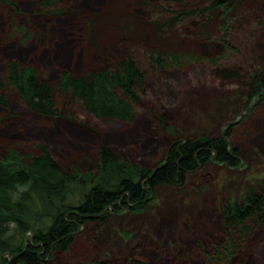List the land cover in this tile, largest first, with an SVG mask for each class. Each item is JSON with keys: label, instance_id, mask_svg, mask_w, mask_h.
I'll list each match as a JSON object with an SVG mask.
<instances>
[{"label": "trees", "instance_id": "trees-1", "mask_svg": "<svg viewBox=\"0 0 264 264\" xmlns=\"http://www.w3.org/2000/svg\"><path fill=\"white\" fill-rule=\"evenodd\" d=\"M170 3L0 0V122L6 123L0 128V264H47L69 252L85 224L103 226L106 208L122 202L142 209L158 186L183 182L213 158L237 166L239 155L225 147L228 126L224 137L175 141L163 163L150 169L121 159L103 141V132L143 117L168 128L169 108L191 85L248 88L249 99L264 93V37L256 41L263 47L257 63L229 40L242 29L248 40L257 30L264 36L263 10L250 0H203L205 8L180 13ZM7 11L14 14L10 22L2 16ZM76 20L86 30L80 38ZM30 31L40 38L32 33L36 42L24 51ZM14 36L24 44L18 56H1ZM83 38L86 47L79 45ZM19 111L89 128L97 139L93 161L68 164L53 136L25 138L22 122L8 123ZM247 194L242 204L222 210L226 234L187 264H250L248 239L264 221V185Z\"/></svg>", "mask_w": 264, "mask_h": 264}, {"label": "rangeland", "instance_id": "rangeland-1", "mask_svg": "<svg viewBox=\"0 0 264 264\" xmlns=\"http://www.w3.org/2000/svg\"><path fill=\"white\" fill-rule=\"evenodd\" d=\"M169 1V6L180 13L189 8L203 9L208 5L203 0ZM250 2L264 11V0ZM125 10L129 12L127 7ZM13 15L7 11L2 16L3 19H13ZM20 16L19 24H24L26 21ZM246 16L251 17L252 14L247 13ZM76 22L78 29L75 32L80 38L86 30L83 29L84 22ZM257 31L252 40L246 39L244 29L234 30L229 39L234 47L239 48L242 57L254 63L263 55V47L256 41L264 36ZM29 33L27 41L32 43L26 46L14 36L3 44L10 50L1 56L17 57L22 45L26 51L37 37L40 38L36 31ZM32 33L36 35L34 41ZM83 41L79 45L86 47L88 42L84 38ZM242 57L238 59L239 63H243ZM259 78L264 80V72ZM248 93V88L226 87L224 84L191 85L169 108L168 128L162 129L151 119L143 117L124 129L103 132L104 143L121 159L150 169L163 163L165 151L175 141L224 137L223 131L227 130L225 124L231 123L225 147L235 150L239 162L233 170H229L214 164L213 158L203 170L187 175L183 182L176 181L170 187L158 186L142 209H134V206L122 202L117 203L119 209L106 208L108 218L103 226L85 224L69 252L55 254L47 264H73L72 260L92 264L90 261L94 259L105 262L103 264H129V260L134 264L195 263L194 260L200 256L199 251H206L203 247L217 243L216 237L226 234L222 210L242 204L247 193H258L264 185V93L250 99ZM14 120L22 122L29 130L24 136L31 141L37 136L42 137V134L59 140L58 143L63 144L68 152V164L75 162L82 166L93 161L97 139L89 128L70 122L40 119L20 111L15 112L8 123H15ZM3 127L6 123L0 122V128ZM119 135L120 138L116 137ZM251 236L248 239L252 254L250 264H264V221L257 224ZM29 239L30 234H26L25 241ZM7 259L11 260L10 257Z\"/></svg>", "mask_w": 264, "mask_h": 264}, {"label": "water", "instance_id": "water-1", "mask_svg": "<svg viewBox=\"0 0 264 264\" xmlns=\"http://www.w3.org/2000/svg\"><path fill=\"white\" fill-rule=\"evenodd\" d=\"M227 124H231V123H227ZM227 124H226V125H227ZM163 165H164V164H163ZM224 165H225V164H224ZM225 166L228 167L227 165H225ZM157 168H158V167H156V168L153 169V173L156 171ZM228 168H229V167H228ZM229 169H231V168H229ZM231 170H232V169H231Z\"/></svg>", "mask_w": 264, "mask_h": 264}, {"label": "bare ground", "instance_id": "bare-ground-1", "mask_svg": "<svg viewBox=\"0 0 264 264\" xmlns=\"http://www.w3.org/2000/svg\"><path fill=\"white\" fill-rule=\"evenodd\" d=\"M260 11V10H259ZM262 18V17H261ZM261 21H264V18H262V20ZM137 131V130H136ZM139 133H141L142 135H143V133L142 132H139ZM132 134H134V132H132ZM120 136L121 135H119V136H116V137H118V138H120Z\"/></svg>", "mask_w": 264, "mask_h": 264}]
</instances>
